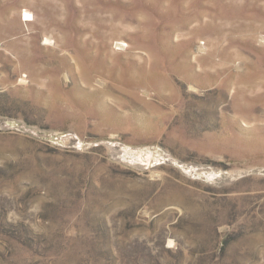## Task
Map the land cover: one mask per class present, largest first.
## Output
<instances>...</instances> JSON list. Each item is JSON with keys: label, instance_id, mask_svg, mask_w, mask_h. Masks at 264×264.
<instances>
[{"label": "rangeland", "instance_id": "374dc122", "mask_svg": "<svg viewBox=\"0 0 264 264\" xmlns=\"http://www.w3.org/2000/svg\"><path fill=\"white\" fill-rule=\"evenodd\" d=\"M0 264H264V0H0Z\"/></svg>", "mask_w": 264, "mask_h": 264}, {"label": "bare ground", "instance_id": "6f19581e", "mask_svg": "<svg viewBox=\"0 0 264 264\" xmlns=\"http://www.w3.org/2000/svg\"><path fill=\"white\" fill-rule=\"evenodd\" d=\"M28 16H30V15L28 14Z\"/></svg>", "mask_w": 264, "mask_h": 264}]
</instances>
